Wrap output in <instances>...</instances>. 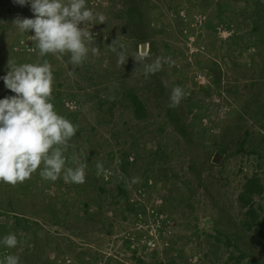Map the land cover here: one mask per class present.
<instances>
[{"label":"rangeland","instance_id":"374dc122","mask_svg":"<svg viewBox=\"0 0 264 264\" xmlns=\"http://www.w3.org/2000/svg\"><path fill=\"white\" fill-rule=\"evenodd\" d=\"M253 175L264 0H0V264H264Z\"/></svg>","mask_w":264,"mask_h":264},{"label":"trees","instance_id":"16d2710c","mask_svg":"<svg viewBox=\"0 0 264 264\" xmlns=\"http://www.w3.org/2000/svg\"><path fill=\"white\" fill-rule=\"evenodd\" d=\"M131 101H132V104H134L136 117L138 119H142V118L144 119L146 117L145 115L146 110H145V107L142 106L137 95L136 96L133 95L131 97ZM44 106L46 105L44 104ZM167 114L168 115L170 114L169 109H168ZM224 150L225 148H222V150H219V152L223 154ZM263 192H264V187L261 184L260 179L256 175H253L251 178H247L245 180V183L242 185V192L238 196L237 201L239 202L240 206L245 209V213H244L245 221L243 222V224L246 226L247 230L249 231L252 230V227L254 226L257 220L256 209L254 208V205H253V196L254 195L260 196L261 194H263ZM258 208H259V211L262 210V207L259 206ZM258 233L264 239V233H262V231L260 230H258ZM228 243H229V240L226 244ZM168 264H173V263H168Z\"/></svg>","mask_w":264,"mask_h":264},{"label":"water","instance_id":"95a60500","mask_svg":"<svg viewBox=\"0 0 264 264\" xmlns=\"http://www.w3.org/2000/svg\"><path fill=\"white\" fill-rule=\"evenodd\" d=\"M140 51H141V53H144L145 52V44H141ZM220 158H221V155L220 154H215L214 157H213V159H212V161L214 163H218L219 160H220Z\"/></svg>","mask_w":264,"mask_h":264}]
</instances>
